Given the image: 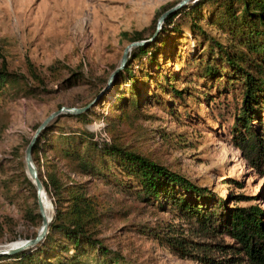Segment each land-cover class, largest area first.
I'll return each mask as SVG.
<instances>
[{"label": "rangeland", "instance_id": "obj_1", "mask_svg": "<svg viewBox=\"0 0 264 264\" xmlns=\"http://www.w3.org/2000/svg\"><path fill=\"white\" fill-rule=\"evenodd\" d=\"M181 2L0 0V69L5 67L29 81L21 89L10 86L0 94V248L30 240L37 236L42 226L30 213H40V210L35 208L34 191L26 182L29 178L25 163L27 147L37 129L63 107L82 108L91 103L103 89L104 80H109L119 69L125 49L131 44L123 33L144 32L145 39H149L163 14ZM209 7L205 5L201 14L208 15ZM169 16L156 35L154 50L159 47L156 63H150L151 56L134 60L131 56L134 49L129 53L126 67L129 66L147 106L143 114L149 117L137 119L131 115L129 125L117 127L121 143L208 187L216 196L228 200L231 206L233 199L240 200L238 205L242 207L259 205L264 208V175L231 143V137L214 120L206 100L201 98L202 93L200 98H191L185 103L174 102L172 94L166 92L171 86L177 89L189 86L194 90L197 85L192 76L196 69L194 61L206 52L202 53L206 44L203 38L189 28L187 13H179L167 25ZM201 25L211 36L222 37L206 20ZM29 63L44 77V90L30 79ZM58 63L64 68V80L55 81L49 68ZM168 74L173 77L172 81L159 89V83H163ZM127 76L118 78L115 87L105 89L94 103L95 118L91 123L86 125L64 118L58 127L89 130L99 138L108 123H117V120L107 119L112 104L123 94L127 98L130 96ZM155 96L158 101L166 102L168 110L154 102ZM127 98H122L120 104L124 105ZM46 157L54 158L50 151L40 152L41 162ZM59 167L66 181L84 184L88 195L100 204L99 237L111 249L120 252L124 257L121 263L203 264L177 256L150 233L157 229L163 233L170 228L177 236L191 239L193 244H213L214 240L197 233L190 223L176 214L141 201L129 178L115 165H111L108 178L74 174L64 163H59ZM42 172L45 174L44 168ZM117 179L130 188L116 185ZM240 195L245 198H231ZM46 198L49 204L45 212L50 218L54 208L52 199L48 195ZM216 241L233 243L226 236ZM196 253L201 256L207 253L216 259L223 257L213 249L196 250Z\"/></svg>", "mask_w": 264, "mask_h": 264}, {"label": "trees", "instance_id": "obj_2", "mask_svg": "<svg viewBox=\"0 0 264 264\" xmlns=\"http://www.w3.org/2000/svg\"><path fill=\"white\" fill-rule=\"evenodd\" d=\"M207 4L210 6L209 13L202 15L201 11ZM183 12L190 17V30L205 41L202 53L206 52L194 61L196 69L192 76L197 82L195 89L171 86L166 92L172 94L174 102L185 103L191 98H200L202 93L201 98L206 100L214 120L225 128L231 143L241 150L253 168L264 175V0H200L169 16L166 24H171ZM205 20L208 26L220 31L222 37L211 36L201 25ZM156 32L157 28L149 39H145L144 32L134 35L123 33V36L133 43L149 41ZM155 45L157 40L135 48L131 56L134 60L151 56L150 63L154 64L159 54V47L154 50ZM60 65L58 63L49 68L55 81L64 80V68ZM28 67L34 85L42 86L44 90V77L33 64L29 63ZM125 75H128L131 85L130 96L127 98L123 94L119 96V101L112 104L107 119L117 120V123H108L99 138L89 130L58 127L59 121L64 118L86 125L91 123L95 118L94 105L79 115H60L42 132L33 149V161L53 203L54 214L48 234L30 250L0 257V264H123L124 257L120 252L111 249L99 237L100 204L88 195L84 184L66 181L59 163H64L70 172L77 175L107 178L111 177V165H115L129 178L133 191L137 192L141 201L176 214L190 223L197 233L214 240L213 244L198 245L191 243V239L177 236L170 228L163 233L161 229L150 231L153 238L183 259H195L203 264H264V208L238 205L241 201L237 198H245L244 195L231 196L238 200L232 199L234 205L231 206L228 200L216 196L208 187L121 143L117 127L129 125L131 115L137 119L149 117L143 114L147 106L129 66L118 78ZM118 78L110 87L109 80H104L103 89L96 98L105 89L115 87ZM172 79L169 74L166 75L158 88L167 87ZM26 81L29 83L27 77L10 73L4 67L0 69V94H4L10 86L21 89ZM31 89L32 86L29 87ZM122 98H127L124 105L120 104ZM95 99L82 108L88 107ZM154 102L161 104L164 110L169 108L156 96ZM42 151L46 154L52 152L54 158L46 157L41 162L39 154ZM26 182L34 191L35 208L39 210L36 188L27 178ZM115 182L122 188L128 187L118 179ZM30 213L35 221L42 223L39 212ZM222 236L229 237L233 243L217 242ZM210 249L223 257L216 259L207 253L202 256L196 253V250L208 252Z\"/></svg>", "mask_w": 264, "mask_h": 264}, {"label": "water", "instance_id": "obj_3", "mask_svg": "<svg viewBox=\"0 0 264 264\" xmlns=\"http://www.w3.org/2000/svg\"><path fill=\"white\" fill-rule=\"evenodd\" d=\"M197 1L200 0H182V2L177 5L175 8L169 10L168 12H166L165 14H163V16L159 19L158 22V28H157V32L155 34V36L149 40V41H139V42H133L131 43L124 52V56L121 62V65L119 67L118 70H116L110 77L109 79V83H108V87L111 86L114 78L118 75V73L121 70H124L126 67V63H127V59L129 57V53L131 52V50L138 48V47H142V46H146L147 44H149L150 42H152L153 40H155L156 35L158 34L159 30H160V26L163 23V21L165 20V18L169 15H171L172 13L176 12L177 10H179L180 8L184 7L185 5H188L189 3H196ZM101 96V95H100ZM100 96L92 103L90 104L88 107L85 108H61L59 111L53 113L52 115H50L41 125L40 127L37 129V131L35 132L33 138L31 139L27 150H26V155H25V163H26V167H27V176L30 179V181L33 183V185L36 188L37 191V198H38V204H39V210H40V215L42 217V226L39 229L37 236L33 239L27 240V241H22V242H18V243H13L10 245H6L0 248V257L2 256H13L16 255L18 253H21L23 251L26 250H30L34 247H36L38 244H40L45 237L48 234V229H49V225L52 221V217L48 218L45 214L44 208H43V197H47V193L45 191V188L43 186V183L41 182L40 178H39V174H38V170L34 164L33 161V149L35 144L37 143L38 139L40 138L42 132L47 128V126L57 117H59L60 115L63 114H69V115H79L82 114L84 112H86L92 105H94V103L100 98Z\"/></svg>", "mask_w": 264, "mask_h": 264}, {"label": "bare ground", "instance_id": "obj_4", "mask_svg": "<svg viewBox=\"0 0 264 264\" xmlns=\"http://www.w3.org/2000/svg\"><path fill=\"white\" fill-rule=\"evenodd\" d=\"M48 200L46 197H43V208H44V211L48 212ZM45 212V214H46ZM47 216V215H46ZM48 217V216H47Z\"/></svg>", "mask_w": 264, "mask_h": 264}]
</instances>
